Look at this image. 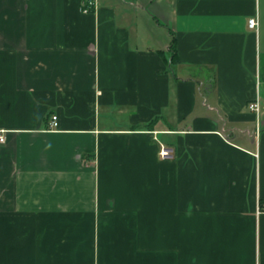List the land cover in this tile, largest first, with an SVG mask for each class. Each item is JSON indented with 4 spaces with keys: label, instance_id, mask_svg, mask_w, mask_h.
Masks as SVG:
<instances>
[{
    "label": "crops",
    "instance_id": "1",
    "mask_svg": "<svg viewBox=\"0 0 264 264\" xmlns=\"http://www.w3.org/2000/svg\"><path fill=\"white\" fill-rule=\"evenodd\" d=\"M0 135V264H264V0H0Z\"/></svg>",
    "mask_w": 264,
    "mask_h": 264
},
{
    "label": "built area",
    "instance_id": "2",
    "mask_svg": "<svg viewBox=\"0 0 264 264\" xmlns=\"http://www.w3.org/2000/svg\"><path fill=\"white\" fill-rule=\"evenodd\" d=\"M95 7V2L94 1H89L84 4L83 6V12L85 13H90ZM249 29L256 30L258 28V20L256 18H251L249 19L248 22ZM249 109L253 112L260 113L261 106L259 101L252 102L249 104ZM57 127V116H53L52 118V124H51V129H55ZM0 142L4 143L5 138L3 135H0ZM160 156L162 159H170L173 157L172 155V150L166 147H162L160 151ZM264 211V205L259 209V212Z\"/></svg>",
    "mask_w": 264,
    "mask_h": 264
},
{
    "label": "trees",
    "instance_id": "3",
    "mask_svg": "<svg viewBox=\"0 0 264 264\" xmlns=\"http://www.w3.org/2000/svg\"><path fill=\"white\" fill-rule=\"evenodd\" d=\"M171 63L175 64L177 63L178 59H177V53H176V49H175V40H173V43H171Z\"/></svg>",
    "mask_w": 264,
    "mask_h": 264
}]
</instances>
